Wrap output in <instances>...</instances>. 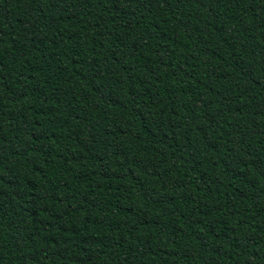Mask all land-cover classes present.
<instances>
[{"label": "trees", "instance_id": "16d2710c", "mask_svg": "<svg viewBox=\"0 0 264 264\" xmlns=\"http://www.w3.org/2000/svg\"><path fill=\"white\" fill-rule=\"evenodd\" d=\"M0 264H264V0H0Z\"/></svg>", "mask_w": 264, "mask_h": 264}]
</instances>
